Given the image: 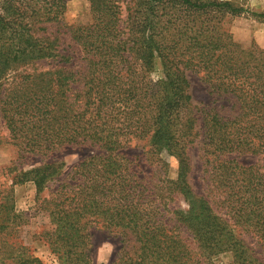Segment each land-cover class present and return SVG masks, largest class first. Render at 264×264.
Instances as JSON below:
<instances>
[{"label":"trees","instance_id":"trees-1","mask_svg":"<svg viewBox=\"0 0 264 264\" xmlns=\"http://www.w3.org/2000/svg\"><path fill=\"white\" fill-rule=\"evenodd\" d=\"M88 1L91 21L69 30L78 49L60 51L59 32L46 25L62 23L67 0H0V118L15 163L29 166L13 168L11 185H35L49 219L42 236L59 264H96V231L120 238L112 264H207L223 252L234 264H264V174L242 161L264 154V48L243 47L224 26L225 16L246 9L224 0H136L124 14L120 0ZM251 16L264 21L262 11ZM157 65L162 76L152 78ZM188 72L234 113L196 110ZM141 140L154 155L177 159L176 179L151 184L142 175L128 156ZM194 144L204 158L201 194L189 180ZM77 149L89 152L65 169L62 153ZM4 184L0 261L43 264L8 247L10 224L24 213ZM172 195L187 208H168Z\"/></svg>","mask_w":264,"mask_h":264},{"label":"rangeland","instance_id":"rangeland-1","mask_svg":"<svg viewBox=\"0 0 264 264\" xmlns=\"http://www.w3.org/2000/svg\"><path fill=\"white\" fill-rule=\"evenodd\" d=\"M231 1L236 6L246 9L243 15L232 16L227 15L224 18V26L231 32L234 39L243 47L249 48L257 46L264 48V21L251 16V11L264 12V0H224ZM136 0H120L121 8L126 14L127 8H134ZM67 11L60 25L47 26V33L59 32L61 38L60 51L63 48L78 49L75 46L69 30L71 27L87 24L91 21L90 3L88 0H67ZM23 68H19V72ZM152 78L162 76L160 65L156 66V71L150 74ZM190 81V93L192 95V106L197 110L199 107H215L221 108V112L225 116H230L235 110H232V105L225 100L214 102V96L209 93L207 86L201 80L200 76L193 72H188ZM221 100V99H220ZM6 129L3 126L0 118V181H5L3 188L7 191H12L13 205L18 213H24L22 219L14 224H10L12 229H8L9 248L19 254L25 251L27 254H33L40 258L43 264H59L58 258L50 250L46 244L42 233L49 226L47 215L38 209L39 204L36 199V188L32 182L12 186L13 178L16 170L12 171L15 166L18 169L28 168L27 164L21 165L16 160V151L12 145L6 142ZM89 151L86 149L68 150L62 153L61 158L66 163L65 169H69L74 163L82 158ZM128 156L132 160L137 169L150 180V183H156L161 177L164 179H176L178 174V161L175 157L162 154L161 158L154 155L147 140L133 143L128 149ZM189 157L191 162V172L189 180L194 190L197 193H204L205 189V166L203 153L200 145L194 144L190 146ZM165 160L166 165L162 167L161 161ZM241 160V158H240ZM245 164H256L261 173L264 174V154L255 156H245L242 158ZM40 164V162H36ZM52 185V184H51ZM45 190L43 194L45 195ZM166 198V206L168 208L186 209L187 205L180 196L172 195ZM16 229L13 232V229ZM236 236L242 239L250 247L256 246V239L252 238L249 233H246L240 228L234 230ZM118 236L114 233L96 231L93 237L94 244V259L96 264H112V261L117 257V253L122 246ZM26 247L21 249V246ZM199 252V250H197ZM0 264H4L0 261ZM6 264H14L13 260H8ZM207 264H234L233 254L231 252H223L207 259Z\"/></svg>","mask_w":264,"mask_h":264}]
</instances>
